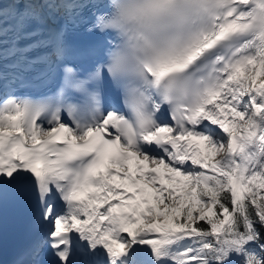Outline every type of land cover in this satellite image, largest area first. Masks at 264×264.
Wrapping results in <instances>:
<instances>
[{"label":"snow or ice","instance_id":"snow-or-ice-1","mask_svg":"<svg viewBox=\"0 0 264 264\" xmlns=\"http://www.w3.org/2000/svg\"><path fill=\"white\" fill-rule=\"evenodd\" d=\"M93 7L0 3V211L38 231L12 264H264V0H233L186 56L128 64L157 85L191 65V101L148 115L107 96L104 58L82 73L44 27Z\"/></svg>","mask_w":264,"mask_h":264},{"label":"clouds","instance_id":"clouds-1","mask_svg":"<svg viewBox=\"0 0 264 264\" xmlns=\"http://www.w3.org/2000/svg\"><path fill=\"white\" fill-rule=\"evenodd\" d=\"M106 11L99 13L96 25L111 33L112 46L105 55L103 72L121 93V102L131 113L133 108L148 115L154 102L175 107L191 101L194 77L191 65L170 74L158 85L145 73L133 83L128 64L155 66L158 57L186 56L210 29L211 4L198 0H106ZM138 89L125 102L128 87Z\"/></svg>","mask_w":264,"mask_h":264}]
</instances>
